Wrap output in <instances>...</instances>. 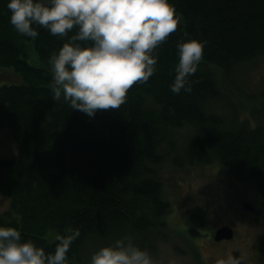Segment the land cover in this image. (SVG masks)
I'll return each mask as SVG.
<instances>
[{"label": "trees", "instance_id": "16d2710c", "mask_svg": "<svg viewBox=\"0 0 264 264\" xmlns=\"http://www.w3.org/2000/svg\"><path fill=\"white\" fill-rule=\"evenodd\" d=\"M8 3L0 0V69L18 80L0 82V127L17 152L0 157V197L8 201L0 226L46 252L57 234L78 230L67 264H90L95 251L126 236L152 249L149 237L166 232L171 209L163 172L214 162L252 181L264 209V90L251 93L264 80L240 87L251 74L245 68L264 60V0H169L178 27L154 53L156 73L118 110L92 117L55 101L50 87L49 57L75 30L63 38L38 26L34 38L19 34ZM191 39L203 44V59L192 91L174 94L177 44Z\"/></svg>", "mask_w": 264, "mask_h": 264}, {"label": "clouds", "instance_id": "9594fccd", "mask_svg": "<svg viewBox=\"0 0 264 264\" xmlns=\"http://www.w3.org/2000/svg\"><path fill=\"white\" fill-rule=\"evenodd\" d=\"M10 23L22 35L36 37V27L67 37L49 57L50 85L55 101L90 117L97 111L118 110L129 90L156 73V49L177 30L178 18L169 0H9ZM178 63L170 91L190 93L204 46L195 39L178 42ZM19 222V221H18ZM78 230L55 236L46 252L12 226H0V264H67V253ZM90 264H153L150 254L131 237L92 254ZM217 264H240L229 255Z\"/></svg>", "mask_w": 264, "mask_h": 264}, {"label": "rangeland", "instance_id": "374dc122", "mask_svg": "<svg viewBox=\"0 0 264 264\" xmlns=\"http://www.w3.org/2000/svg\"><path fill=\"white\" fill-rule=\"evenodd\" d=\"M29 63L40 65L32 50H29ZM245 71L251 74L248 79L244 78L246 84L240 87L243 91H251V86H258L264 80V60ZM3 80L16 82L18 79L12 70L0 69V82ZM258 90H264V86L251 93ZM257 114L261 116L262 111ZM16 152L9 134L0 127V157ZM163 179L165 197L171 207L166 218L167 229L162 237L153 234L149 237L152 249L147 245L142 248L150 254L153 264H217L229 255L240 264H264V256L259 252L264 241V209L261 195L252 181H238L232 171L217 162L167 169ZM243 202H249L254 210H243ZM7 207V199L0 197V214ZM192 215L198 216L201 222L194 225ZM224 224L233 229V237L213 242V232ZM188 227L196 229L194 236H190ZM132 242L140 243L139 239Z\"/></svg>", "mask_w": 264, "mask_h": 264}, {"label": "water", "instance_id": "95a60500", "mask_svg": "<svg viewBox=\"0 0 264 264\" xmlns=\"http://www.w3.org/2000/svg\"><path fill=\"white\" fill-rule=\"evenodd\" d=\"M241 207L243 210L247 212H252L254 210V207L249 202H243L241 204ZM233 237V230L228 225H223L218 227L212 236V239L215 242H220L222 240H230Z\"/></svg>", "mask_w": 264, "mask_h": 264}, {"label": "flooded vegetation", "instance_id": "af4514ba", "mask_svg": "<svg viewBox=\"0 0 264 264\" xmlns=\"http://www.w3.org/2000/svg\"><path fill=\"white\" fill-rule=\"evenodd\" d=\"M220 227V226H219ZM220 242H224V241H220Z\"/></svg>", "mask_w": 264, "mask_h": 264}]
</instances>
